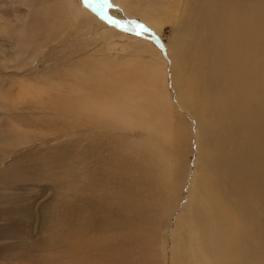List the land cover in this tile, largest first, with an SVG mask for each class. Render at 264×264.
<instances>
[{
	"label": "rangeland",
	"instance_id": "rangeland-1",
	"mask_svg": "<svg viewBox=\"0 0 264 264\" xmlns=\"http://www.w3.org/2000/svg\"><path fill=\"white\" fill-rule=\"evenodd\" d=\"M150 2L0 0V264H181L169 232L175 192L166 187L167 166L157 162L163 147L145 140L144 125L130 122L127 129L114 122L113 128L105 124L109 119L82 111L76 92L81 75L87 74L83 92L91 97L101 77L106 84L114 74L122 78L124 60L147 66L154 47L161 55L174 43L178 26L159 19V6ZM137 25L147 31L137 35ZM65 97L62 112L58 101ZM194 156L191 147L189 163ZM192 173L177 193L182 201ZM107 201L115 204L117 221L127 215L116 212L123 204L142 210L130 209V226L112 232L77 237L70 228H51L62 219L70 227L83 208L92 209L99 224L106 215L99 203ZM144 205L156 219L153 234L134 222Z\"/></svg>",
	"mask_w": 264,
	"mask_h": 264
},
{
	"label": "bare ground",
	"instance_id": "bare-ground-1",
	"mask_svg": "<svg viewBox=\"0 0 264 264\" xmlns=\"http://www.w3.org/2000/svg\"><path fill=\"white\" fill-rule=\"evenodd\" d=\"M174 4L172 13L168 9ZM157 5V17L178 26L174 43L162 47L161 55L154 47L147 66L124 60L121 79L114 74L108 84L104 77L87 81L91 97L83 92L87 74L81 75L76 87L83 98L80 109L98 120L109 119L105 124L113 128L114 122L127 129L130 122L132 128L144 125L145 140L163 147L157 162L167 166L166 187L175 192L169 232L176 237V261L264 264V0H163ZM58 102L63 112L66 97ZM190 144L192 163L187 160ZM191 171L189 196L182 201L178 191ZM113 205L99 203L106 215L97 225L92 209L82 207L70 227L62 219L53 220L51 228H70L77 237L97 229L112 232L130 226V209L142 210L123 204L116 212L127 215L117 221ZM166 206L171 209V202ZM149 208L144 205L143 217L134 222L153 234L156 219Z\"/></svg>",
	"mask_w": 264,
	"mask_h": 264
},
{
	"label": "snow or ice",
	"instance_id": "snow-or-ice-1",
	"mask_svg": "<svg viewBox=\"0 0 264 264\" xmlns=\"http://www.w3.org/2000/svg\"><path fill=\"white\" fill-rule=\"evenodd\" d=\"M137 27H139L141 30L140 32L136 33L137 35H141L143 32L147 31V29H145L143 25H137Z\"/></svg>",
	"mask_w": 264,
	"mask_h": 264
}]
</instances>
